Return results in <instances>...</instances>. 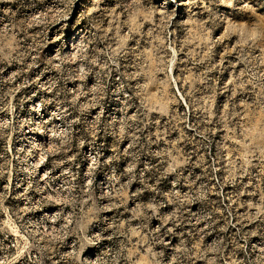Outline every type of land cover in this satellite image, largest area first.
<instances>
[{
    "label": "rangeland",
    "instance_id": "obj_1",
    "mask_svg": "<svg viewBox=\"0 0 264 264\" xmlns=\"http://www.w3.org/2000/svg\"><path fill=\"white\" fill-rule=\"evenodd\" d=\"M179 1L0 0V264H264V0ZM76 49L38 186L10 108Z\"/></svg>",
    "mask_w": 264,
    "mask_h": 264
},
{
    "label": "built area",
    "instance_id": "obj_2",
    "mask_svg": "<svg viewBox=\"0 0 264 264\" xmlns=\"http://www.w3.org/2000/svg\"><path fill=\"white\" fill-rule=\"evenodd\" d=\"M42 46H46V44L44 42L38 44V47ZM56 69L47 67L44 69V73ZM36 81L37 79H29L24 88L17 91L16 94L19 96V100L10 108L11 120H8V126L10 127V142L14 144L16 151L19 153L17 162L20 163V172L25 177L29 175L32 180L31 183L45 187L48 176L47 163L51 155L47 144L51 143L53 139L52 135L48 133L51 131L49 128L50 123L60 125L63 120H14V108L23 107V89L36 83ZM80 82L81 78H79V89L76 98H70V101L78 102L80 100ZM57 85H59L58 82ZM67 86L68 84H64L63 92H67ZM45 91H48L47 84ZM45 105H49V100L45 101ZM22 185L24 190H27L30 186L26 180L22 182Z\"/></svg>",
    "mask_w": 264,
    "mask_h": 264
},
{
    "label": "bare ground",
    "instance_id": "obj_3",
    "mask_svg": "<svg viewBox=\"0 0 264 264\" xmlns=\"http://www.w3.org/2000/svg\"><path fill=\"white\" fill-rule=\"evenodd\" d=\"M183 1H179V5H182ZM45 29V28H44ZM80 40L78 32L73 34L68 40H63L56 49L59 50L62 46L64 47L65 54L73 50L74 45ZM47 48L55 49V45H51ZM71 50V51H72ZM81 50V48H80ZM79 50L76 49L75 53ZM73 53V58L71 65L75 67L76 74L73 79L70 80L67 86V92H63V89H59L55 79L53 71H48L44 73H36L30 79H37L36 83L31 84L25 88L27 94L23 92V107L14 108V120H63L66 116L67 102L70 98H76L77 90L79 89V78L90 74V72L83 66L79 60L80 51L75 54ZM49 69H56L55 65L48 67ZM72 78V76H70ZM46 84L47 89L46 90ZM67 84V82L65 83ZM49 100V105H45V101Z\"/></svg>",
    "mask_w": 264,
    "mask_h": 264
}]
</instances>
